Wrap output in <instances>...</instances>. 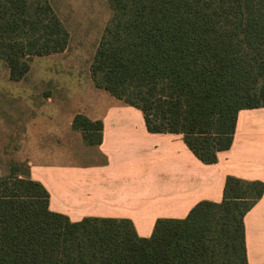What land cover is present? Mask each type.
Masks as SVG:
<instances>
[{
	"label": "trees",
	"instance_id": "16d2710c",
	"mask_svg": "<svg viewBox=\"0 0 264 264\" xmlns=\"http://www.w3.org/2000/svg\"><path fill=\"white\" fill-rule=\"evenodd\" d=\"M110 18L89 73L139 108L150 132L180 133L205 163L229 148L237 112L264 107V0H107ZM69 33L50 0H0V60L22 79L29 57L64 51ZM87 144L102 123L76 114ZM264 182L228 175L220 202L158 218L139 236L127 218L72 221L25 163L0 171V264H247L244 215Z\"/></svg>",
	"mask_w": 264,
	"mask_h": 264
},
{
	"label": "crops",
	"instance_id": "0c3cea01",
	"mask_svg": "<svg viewBox=\"0 0 264 264\" xmlns=\"http://www.w3.org/2000/svg\"><path fill=\"white\" fill-rule=\"evenodd\" d=\"M85 116L101 121V139L73 160H41L46 154L37 149L44 140L31 138L44 136L37 128L14 135L29 176L49 193V209L72 221L127 218L147 237L158 218H183L201 200L220 202L228 175L264 182L262 106L237 112L231 145L213 163L202 162L180 133L148 131L142 111L117 98ZM70 127L85 142L82 131ZM243 221L247 264H264V193Z\"/></svg>",
	"mask_w": 264,
	"mask_h": 264
},
{
	"label": "rangeland",
	"instance_id": "374dc122",
	"mask_svg": "<svg viewBox=\"0 0 264 264\" xmlns=\"http://www.w3.org/2000/svg\"><path fill=\"white\" fill-rule=\"evenodd\" d=\"M50 2L69 33L67 48L29 57V71L17 81L9 78L8 68L0 60L2 173L13 162L24 163L20 161L25 156L24 147L14 135L28 132L32 127L44 135L31 137L44 140L37 149L39 155L46 154L41 160L76 159L79 149H86L87 143L82 141L79 131H72L73 117L77 113L92 116L101 106L116 99L108 91L96 89L89 73L98 40L111 15L107 0Z\"/></svg>",
	"mask_w": 264,
	"mask_h": 264
}]
</instances>
